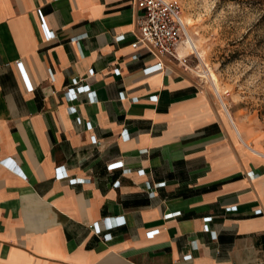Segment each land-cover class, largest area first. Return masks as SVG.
<instances>
[{
    "label": "crops",
    "instance_id": "crops-1",
    "mask_svg": "<svg viewBox=\"0 0 264 264\" xmlns=\"http://www.w3.org/2000/svg\"><path fill=\"white\" fill-rule=\"evenodd\" d=\"M135 1L0 0V264H264V154Z\"/></svg>",
    "mask_w": 264,
    "mask_h": 264
},
{
    "label": "rangeland",
    "instance_id": "rangeland-1",
    "mask_svg": "<svg viewBox=\"0 0 264 264\" xmlns=\"http://www.w3.org/2000/svg\"><path fill=\"white\" fill-rule=\"evenodd\" d=\"M178 1L193 21L191 36L205 48L207 63L220 79L226 107L245 123L249 141L264 154V0ZM190 64L195 70L200 61L194 57Z\"/></svg>",
    "mask_w": 264,
    "mask_h": 264
},
{
    "label": "built area",
    "instance_id": "built-area-1",
    "mask_svg": "<svg viewBox=\"0 0 264 264\" xmlns=\"http://www.w3.org/2000/svg\"><path fill=\"white\" fill-rule=\"evenodd\" d=\"M135 2L141 15L137 17L136 39L131 47L137 49L141 46L144 50H147L159 60V68L164 67L161 59L168 57L177 65L193 71L190 59L194 57L198 59L196 54L181 56L179 52L181 43L187 38L181 2L178 0H136ZM78 89L88 95L93 94L88 85ZM55 178L56 180H62L66 179L67 176L58 168ZM116 221L119 222L118 225L123 223L122 217L116 218ZM91 228L99 233L96 224L91 225Z\"/></svg>",
    "mask_w": 264,
    "mask_h": 264
},
{
    "label": "bare ground",
    "instance_id": "bare-ground-1",
    "mask_svg": "<svg viewBox=\"0 0 264 264\" xmlns=\"http://www.w3.org/2000/svg\"><path fill=\"white\" fill-rule=\"evenodd\" d=\"M183 17V23L185 26V32H187V38L181 43L180 48L185 45V47L182 50V54L185 55H194L196 54V57L200 61L199 66L193 70L197 74L198 77L201 78L202 81H204L210 89L215 91L219 95V98L221 99L224 107H226L224 100H223V89L220 83V79L216 75V73L210 69L208 63H207V52L205 48H203L200 41L194 40L193 37L190 34V27L193 25V21L189 17H185L182 14Z\"/></svg>",
    "mask_w": 264,
    "mask_h": 264
}]
</instances>
